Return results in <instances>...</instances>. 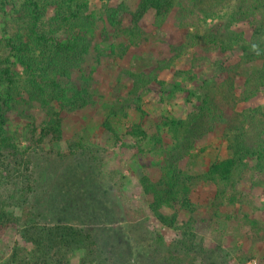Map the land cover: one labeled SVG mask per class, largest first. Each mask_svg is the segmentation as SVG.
Wrapping results in <instances>:
<instances>
[{
  "label": "trees",
  "instance_id": "1",
  "mask_svg": "<svg viewBox=\"0 0 264 264\" xmlns=\"http://www.w3.org/2000/svg\"><path fill=\"white\" fill-rule=\"evenodd\" d=\"M130 1L136 2L134 10ZM151 11L159 30L174 16L181 35L170 46L174 56L170 60L134 57L135 66H140L120 75L132 87L126 97L117 91L111 104H102L100 127L110 143L122 142L120 133L125 130L124 137L139 147L151 143L148 153L163 157L156 165L159 178L154 180L143 167L139 183L151 214L178 233L168 264L193 263L202 253L209 264H225L221 257L214 259L215 255L229 257L218 245L225 235L257 239L264 232V222L251 215L246 199L254 188H264V108H237L264 89V0H0V241L13 226L20 241L4 264H72L75 254H80L77 264H146L127 257L119 231L102 230L101 235L82 226L86 221L117 220L120 212L105 204L112 197L100 187L97 173L90 175L95 168L89 169L86 160L76 163L80 173L76 191L69 183L75 167L68 166L60 185H55L57 173L51 166L56 159L90 148L85 144L88 136L71 141L64 127L66 116L102 103L94 90L98 66L106 57L124 59L147 38L142 22ZM242 24L249 27V37L239 29ZM97 36L102 40L97 42ZM254 44L259 54L252 51ZM191 50L193 70L210 65L223 80L216 77L197 85L198 76L184 71L176 72L183 77L182 84L170 87L160 79V73ZM236 53L239 62L227 65ZM238 78L244 80L239 97ZM189 83L195 84L193 90L186 87ZM154 86L160 94L186 93L187 102L196 100L195 111L185 119L160 116L155 123L150 121L155 131L147 130L144 100ZM133 114L140 120H132ZM12 117L29 120L26 134L20 136L10 128ZM126 121L131 124L128 129ZM217 129L229 158L215 160L201 175L181 169L183 160L198 157L197 143ZM21 140L26 142L23 148ZM63 143L66 151L56 152ZM87 169L90 173L85 176ZM246 178L247 189L239 190ZM196 180L214 188L205 213L200 212L204 204L193 192ZM57 202L61 206H55ZM237 205L240 209L222 213V208ZM74 220L82 224L73 225ZM144 229L148 236L151 232ZM207 237L218 240L212 254L205 250ZM157 241L163 242L158 237ZM257 261L264 264V259ZM155 264H163L162 259Z\"/></svg>",
  "mask_w": 264,
  "mask_h": 264
},
{
  "label": "rangeland",
  "instance_id": "2",
  "mask_svg": "<svg viewBox=\"0 0 264 264\" xmlns=\"http://www.w3.org/2000/svg\"><path fill=\"white\" fill-rule=\"evenodd\" d=\"M130 8L132 10L136 8L135 1H130ZM173 17H171L162 29L159 30L154 24V12H149L142 22L147 38H144L124 59L106 57L102 60L97 68L94 79V90L102 96V103L99 104L97 108H89L81 113L67 115L64 124L65 130L71 136V141H76L79 136H88L89 140L85 144H88L90 148L83 153L82 151L76 150L77 154L71 157L65 156L56 159L55 164L51 166V168H54L56 171L57 176H60L57 177L55 175L56 179H54L55 181L53 182L55 185H60L62 182L60 180H62L63 174L68 172L66 168H68V166L69 168L70 166L75 167L76 163L79 161L86 160L88 164L86 166H92L89 169L92 168L91 170H93L95 168L90 175L96 172L100 187L105 193L108 194V192H110L111 195H109L112 197V201H107L105 204H108V207H110V205L114 206V208L117 207L116 210H120V212L117 215V220L110 222L103 220L95 224L93 221H86L82 226L101 231V235L102 230L110 232V229H115L119 231L122 238V246L125 249L127 257L135 262L145 261L146 264H155L158 258L162 259L163 264H168L170 261L172 262L170 249L173 243L178 239V233L176 231L159 223L151 214L147 199L139 183V175L144 171L143 167L148 169L147 171L154 180L159 178L158 166L156 165L162 161L163 157H157V155L148 153L152 147L151 143L148 142V145L139 147L133 139L126 136L124 137L125 130H123L122 134L120 133L122 142L117 144L110 143L112 140L108 139L105 131L100 127L103 119L102 117L104 116L102 104H111L115 99L113 95L117 94V91L120 92L121 96H127L132 84L127 77L121 78L120 75L123 70L129 69L133 65L135 68L140 66H135L134 62H136V60H133L134 57L137 56L136 58L141 57L142 59L150 60H170L174 56L170 46L178 43L181 39V35L179 30L174 26ZM240 28L245 30L247 37H249V27L242 24L239 26V29ZM239 29L237 28V30ZM109 32L112 34L111 30H109ZM97 37V42L102 40L100 36ZM193 53L194 51L191 50L186 57L184 56L180 60H175L170 70H165L160 73V79L166 81L170 87L172 85L182 84L185 81L183 77L176 74V72L184 71L189 73L193 72L194 75L198 76L199 83L197 82V85H200L203 80H215L217 75H215V69L210 65L199 67L195 70L190 67V60L195 56H193ZM225 57H223V59H225ZM239 57L238 53L233 54L227 65H236V63L239 62ZM256 66L260 67L261 63L259 62ZM249 67L250 66H248V68ZM217 78L218 80H223L222 77ZM237 81L238 89L236 90V95L239 97V89L243 85L244 80L243 78H238ZM154 87L152 92L146 96L144 100V107L148 114L145 120V127L147 130L155 131V126L153 128L150 121H154L153 123H155L160 116L185 119L189 114L195 111L194 103L196 100H194L193 103L187 102L186 93L160 94L158 91H161V89H159L158 86ZM186 87L193 90L195 84L189 83ZM96 99L98 100L99 98ZM257 106L264 108V89L257 98L249 103L239 104L237 108L240 111L244 108H255ZM34 116L36 118L38 117L37 115ZM131 119H136V121L140 120L137 114H133ZM28 122L29 120L27 121L23 118L12 117L9 126L13 131L16 130L20 136H23V134L28 132L26 129V124ZM130 125V121H126L125 129H128ZM221 135L220 129H217L202 141H199L194 151L195 155H198V157L186 158L183 160L180 163L181 169L193 175H201L207 171L210 164L215 160L229 158L226 142L221 138ZM19 145L21 148L25 147V140H21ZM66 149V145L63 143L56 147V152H63L66 151ZM202 150H204V153H199V151ZM199 154L201 155L199 156ZM92 157H95L97 161H93ZM75 160L76 162L74 164ZM244 163L248 164V161L245 160ZM89 169L85 171V173L87 172L85 176H88L87 174L90 173L88 171ZM99 169L103 170V174H100ZM72 170L74 174L72 177L69 176V183H71L70 186L77 191V186L74 183L78 182L80 173L77 172L76 167L75 170L74 168ZM124 177L126 179H123ZM247 182L246 178L239 183L237 188L239 190L247 189ZM212 187L211 184L201 180H196L193 185V192L196 193L195 195H197V198L201 199L204 204V207H200L201 213H205L206 201L214 194V188ZM66 190L67 188L65 191ZM50 191L54 193L52 189H50ZM246 194L247 203L252 206L251 215L264 222V188L258 186L252 190V193ZM55 204V206H59V204L61 206L59 202ZM231 209H240V205H237L235 208H222V213L227 214ZM245 211H247V208ZM146 220H148V226ZM81 224L82 223H79L77 220L73 222V225L76 226H80ZM145 226L147 230L149 229L151 232L148 236H146L144 232ZM108 236L111 237V233ZM157 237L161 238L163 242H158ZM215 241L218 243V240ZM215 241L210 237L205 238V250L209 254L217 251L215 248L218 245H220L222 251L229 253L228 259L223 258L221 255H215V261L221 260V257L224 259V262L226 261L225 264H257L258 259H264V232H261L257 239H249L244 236H235V234L229 233L222 238L221 243L218 245ZM15 242L20 241L18 228L13 226L8 229L0 241V264H4V262L8 260ZM99 250H101V248H99ZM153 254L156 256L152 257ZM250 255H253L251 260L245 263L241 262L240 259L242 257ZM79 258L80 254H75L72 259V264H77ZM206 258L207 256L202 253L196 262L190 263L189 261H183L179 264H209Z\"/></svg>",
  "mask_w": 264,
  "mask_h": 264
},
{
  "label": "clouds",
  "instance_id": "3",
  "mask_svg": "<svg viewBox=\"0 0 264 264\" xmlns=\"http://www.w3.org/2000/svg\"><path fill=\"white\" fill-rule=\"evenodd\" d=\"M252 51L253 52H257V45H255V44L252 45ZM257 54H259V53L257 52Z\"/></svg>",
  "mask_w": 264,
  "mask_h": 264
}]
</instances>
